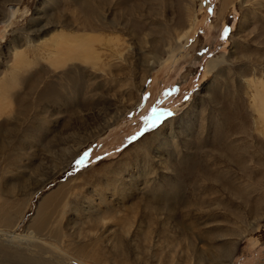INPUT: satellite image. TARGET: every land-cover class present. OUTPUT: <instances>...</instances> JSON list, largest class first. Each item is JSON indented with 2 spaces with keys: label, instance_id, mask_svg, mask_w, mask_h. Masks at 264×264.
I'll return each instance as SVG.
<instances>
[{
  "label": "rangeland",
  "instance_id": "rangeland-1",
  "mask_svg": "<svg viewBox=\"0 0 264 264\" xmlns=\"http://www.w3.org/2000/svg\"><path fill=\"white\" fill-rule=\"evenodd\" d=\"M222 1L203 0L201 6L198 2L190 39H182V51L171 58L165 56L159 65L156 62L164 57L166 34L176 33L169 25L186 12L184 0H170V21L159 24L161 11L155 0H139L147 9V32L153 33L155 40L131 32L136 30L140 19L136 12L141 9L133 7L129 13L120 8L108 10L107 17L114 24L127 25L125 34L118 36L131 50L129 62L110 69L112 74L98 71L101 75L97 78L91 67H81L61 81L49 79L51 75L41 73L35 64L27 66V73H22L27 83L12 91L22 94L21 100L11 101L15 109L19 107L21 117L14 116L0 136V195L4 193L0 203L6 200L3 208L11 209L23 200L28 210L16 229H0V264H13L6 254H31L26 245L19 251L20 242L32 240L27 237L28 228L40 202L67 182L77 180L82 187L73 191L77 195L71 202L74 210L64 222L66 244L87 239L91 223L83 217L84 209L98 204L101 211L104 206L100 201L105 197L121 210L119 229H114L119 239L125 237L123 228L133 226V244L119 246L123 258L132 256V264L211 262L224 245L233 252L229 264H264V125L255 110L257 101L250 98L254 87L249 85L256 70L264 72V12L263 18L256 16L241 28L245 6L235 2L220 17ZM57 10H66L70 16L74 3L0 0V85L12 76L16 51L31 53L34 58L42 52H35L34 45L41 46L43 40L65 30L55 26L63 21ZM102 10L94 17L97 23L102 21ZM149 22L158 24V30ZM228 26L230 31L224 39ZM246 35L249 41H243ZM102 36L110 35L102 32ZM218 57L224 60L221 74V69L208 74V63ZM150 61L155 63V71L143 82V65ZM0 100L4 107L9 105V100ZM130 108L119 123L95 137L111 116ZM169 112L174 115L169 117ZM10 114L4 113L2 120L9 119ZM154 120L157 126L149 127ZM80 146L67 170L55 177L62 162ZM228 146L236 154L253 158L249 170L235 164ZM194 165L199 173L201 168L212 173L209 183L191 180L189 169ZM239 188L244 198L238 197ZM136 204L139 206L133 213L131 208ZM189 239L201 247L202 259L192 256ZM211 241L214 246L208 251L206 243ZM100 245L111 259L102 264L120 263L116 252L110 253L115 249L109 242ZM65 249L72 252L70 260L77 259L73 246Z\"/></svg>",
  "mask_w": 264,
  "mask_h": 264
},
{
  "label": "bare ground",
  "instance_id": "bare-ground-1",
  "mask_svg": "<svg viewBox=\"0 0 264 264\" xmlns=\"http://www.w3.org/2000/svg\"><path fill=\"white\" fill-rule=\"evenodd\" d=\"M93 1L94 0H72V2L74 3V11H73V13L71 12L72 15H70V16L66 14L67 13L66 10H65V12L60 11V10L56 11V13H57L56 15L58 16V18H59V16L62 17L63 21H61L60 24L57 23L55 26L63 27L62 29H65L67 32H65V30L63 31L61 29H60L61 30L60 32L55 33L53 31L55 34L50 36V38H48L47 40H43V43L41 44V46L34 45L33 46L34 48H33L32 46L28 45L29 48L36 49V50H34L35 52L37 50L40 51V49H41L42 52L40 55L38 54V56H36L35 54L34 55L32 54L34 56V58H33L31 56V53H28V52L19 53L16 51L15 57H14L16 61L14 62L13 66H12V76L10 77V79L3 80L1 82L2 84L0 85V87L2 89V91H0V99H3V100L7 99L10 101L9 105H8L9 107L8 106L4 107L5 104L2 105L3 102H1L2 100H0V136L3 133V128L5 127V125L12 123L11 121H12V119H14V116L16 119L21 117L20 116L21 113L19 112V107L17 109H15L14 106H12L13 103L11 101L21 100L22 94H19V95H17V93L13 94L12 91L19 84L22 85V84L27 83V81H28L26 78L27 76H23V74H22L23 72L27 73V70H28V69L26 70L27 66L30 67L32 64H35V66H36L35 68L40 70L41 73H44L45 75H51V77H49V79L51 78V80H61L62 81V79H64L75 68L81 69V67H85V68L91 67L92 70L95 71V73L93 71L95 76L97 78H100L99 77L100 73H98V71L110 72V74H112L111 73L112 68L117 67V66L120 67V65H122L124 63V61H125V63L129 62V59L127 56L131 53V50H129L130 48L128 46L127 47L125 46L126 43L125 42L123 43L122 38L118 36L120 33H124V30L127 29V25H122V22L119 24H116L117 23L116 22L114 24V21L111 20L110 16L107 17L108 10L114 11V10H118L120 8L121 10H125L126 12H128V10L133 9V7H136V10L141 9V11L136 12V13H138L137 16L140 17L138 25L135 26L136 30H131V32H135L134 34H136V36H141V37L142 36L143 37L144 36L145 37H147V36L152 37L153 36V35H151L153 33L150 34L147 32L148 29H147L146 24H145V21L148 20L146 15H144V13L146 12L147 9H146V7H142L140 5L139 0H101V1H97L96 4H95V1H94V3H93ZM202 1L203 0H184L185 4L183 7L186 10V12H184V14H182V16H181L182 18H178L177 22L172 21V23H171L172 26L169 25L170 23L168 24L169 27H172V30L175 31L176 33L166 34V36L168 35V39L164 42V46H163L164 57H159V59L156 62L157 65H159L162 61H164V59L166 57L171 58V57L177 55L178 53H180L182 51V49L184 47H183V43L181 41H182V39H184L185 41L190 39V36H191L190 34L194 30L195 25H196V21H197V9H198L197 4L199 2L200 6H201ZM16 2L20 3V2H22V0H16ZM140 2H142V1H140ZM155 2H156L157 8H159V10L161 11L160 17L157 18V19H159L158 24L161 22H164V21L165 22L166 21L168 22V20L170 21V16L172 14L170 7L168 5L169 4L168 2H170V0H155ZM235 2H238L242 6L243 5L245 6V8H244L245 17H243L244 19H243V22L241 24V28H245L248 21L255 20L256 16L258 18H263L261 12H264V0H223L222 5H221L220 14H219L220 17L224 16L225 12ZM105 5H107L108 8L105 9V7H104ZM101 6L104 7L103 10H102ZM181 8H182V5H181ZM59 9H62V8H59ZM99 9L102 10V12H101L102 13V16H101L102 21L100 20L101 22L97 23L98 21L96 22L94 17H95V15L98 14L97 12L101 11ZM125 11H123V12L126 13ZM131 12H132V10H131ZM136 13H134V15ZM179 15H180V13H179ZM125 16H126V14H125ZM128 18H129V16H128ZM130 20H131V18H130ZM173 20H175V19L173 18ZM131 22H132V20H131ZM134 23H135V21H134ZM74 24L77 25V27H75ZM149 24L155 25L154 27H156L155 29H157L158 24H156L155 22H153V23L149 22ZM163 24H162V28H164ZM120 28H122V30H120ZM73 31H77V32H75L77 34L73 35L72 34ZM160 31H159V33H161ZM168 31H169V29H168ZM102 32H108L110 36L108 38L104 37V36H102ZM247 37L248 36L246 35V37L243 38V41L244 40L249 41V38H247ZM152 39L155 40V38H153V37H152ZM29 48H28V50H29ZM165 48H168V49H165ZM119 61H120V63H119ZM223 61L224 60L219 58V57L210 60V62L208 63V66H207V73L208 74L216 73L219 69H221V65H223ZM154 65H155V63H151V61L148 62L147 65H143V68H144V81L143 82H145L147 80V78L150 77L152 72L155 71ZM221 72H222V69L218 71V74H221ZM262 72L263 71L261 69L256 70L255 73L253 74L252 80H250L252 82L249 85H250V87H254L253 88L254 91L251 93L250 98H252L254 101H257L256 105H255V107H256L255 110L260 113V115L262 117L263 125H264V72H263V74H262ZM20 74H22V75H20ZM94 79H96V78H94ZM98 80H96V81H98ZM44 86H45V84H44ZM5 87H9V88L5 89ZM11 87H13V89ZM12 98H13V100H12ZM135 106H137V105H135ZM131 109L132 108L127 109L126 113L125 112H121V113L117 112L113 116H111V118L109 117L110 120L105 124V126L102 130H98L95 137L101 135L104 131L109 129V127H112V126L116 125L117 123H119L123 119V117L127 113L130 112ZM21 111H22V109H21ZM25 111H27V110L25 109ZM6 112L7 113L10 112L11 117H9V119H6V121H5V120H2L1 116L4 113L6 114ZM258 112H256V113H258ZM8 116H9V114H8ZM259 123H260V121H259ZM171 129H173V128H171ZM259 131H260V129H259ZM80 148H81V146L79 148H77L76 151H73L71 153V155L69 157H67L62 162V165H63L62 168L61 169L58 168L59 171L56 170L57 172L54 173V176L56 174H57L56 176H58L59 174H61L62 172L67 170V168L71 165L73 158H75L78 155ZM227 152L233 157V161L235 162L236 165H238L239 167H243L246 170H249L250 163H252L253 158H250L247 154L246 155L241 154V153L236 154L235 153L236 151L233 149V147H230V146L227 147ZM214 153H217V152H214ZM227 158H229L228 160L231 159V157H227ZM260 165H262V164H260ZM59 167H61V166H59ZM195 169H196L195 165L189 169V175H190L191 180L194 183L198 180H203L204 183H209V181L212 177V173L209 172L207 174V171L204 169L202 170V168H201V171L199 173L196 171L197 169L196 170ZM81 187L82 186H81L80 182H78V180L72 181V182H67L62 187H60L59 189L54 191L51 195L43 198V200L40 202V204L36 210V214L33 217L31 224L28 228L29 233H28L27 237H31L32 240L25 239V241H26L25 244L23 242H20L21 248H19V249H21V250L18 249L19 251H22L23 245H26L25 250H27L28 252L30 251L31 254L29 256L20 255V257L13 255V254H6V255H4L6 257V259H8L9 261H12L13 264H25L27 262H34L35 264H67V263H70V264H87V263L102 264V261L104 263H106V261L111 260L110 258H108V256H107L108 254H106V252H102V249H104V247H102L100 245L101 243L103 244L106 241V242H109V244H111L110 246L113 249H115L114 251L112 250V252H110V253L112 255H115V252H116L115 257L118 261H120V263L132 264L131 263L132 262V256H129V254H128L126 256L124 255L126 258H123V256H122L123 254L122 255L120 254L121 252L119 250V246L122 245L124 242L128 243V244L132 243L131 238H132L133 226L130 225L128 228L127 227L123 228L122 235H125V237H124V239L123 238L119 239V235H118L117 231L114 232V229H116V228L119 229V225H120V220H119L120 218L119 217L120 216H118V215H120L121 210H120V208L113 207V203H116V202H111L110 200H107L105 197H103L100 201L102 203V205L104 206L101 211L98 209V207H99L98 204H97L98 207L94 204L93 206L90 207L89 210L84 209L85 213L83 214V217L85 219L86 218L90 219V223H91L90 228L88 230V234H90V235L87 237V239H85L83 242H81V240H79V241H77V243L74 242V244L68 240L70 243H68L69 245L66 244L67 237H65L66 234H64V228H65L64 222L66 223L65 219L68 216V213L70 211L74 210V207H71V202H73V200L76 199L77 195L74 194L73 191H77ZM234 187L237 188L235 185H234ZM237 193H238V197L245 196V193L242 189L237 191ZM2 196H4L3 192H1L0 200H4ZM30 199H32V198H30ZM246 199H248V198H246ZM175 204L177 205V204H179V202H177ZM4 205H6V200L3 203H0V229L9 228L12 231V230L17 228L19 223L23 220V217L26 215V212L28 210L27 202L21 200V202H18L11 209L3 208ZM78 205H79V203H78ZM161 205H162V203H161ZM137 206H139V205L136 204L131 208L133 213L138 208ZM149 207H151L152 209H154L156 211L160 210V208H157V207H152V206H149ZM231 213H233V211ZM234 216H236V214H234ZM112 223H113V225H112ZM80 224L84 225L85 222H80ZM82 230H84V229L82 228ZM1 232L2 231H0V234H1ZM245 232H247V231H245ZM69 239H71V238H69ZM190 240L191 239H189V246L191 245V247H192V248H190V250L192 252V256L196 257V259L199 260L201 258L199 256L202 253V249H201V247H199V244L197 245L194 243V240H191V241ZM200 242L203 243L204 241L200 240ZM231 242H230V244H231ZM206 244H207V248L210 249L208 251H212L211 249L214 246L213 241L208 242ZM235 245H238V244H235ZM66 246L67 247L73 246V248L75 249L74 256L78 260L77 259H75V260L69 259L70 257H72V256L69 257V254H71L72 252L70 253V252L66 251V249H65ZM89 247H91V248H89ZM68 249H70V248H68ZM106 250H107V248H106ZM3 254H4V252H3ZM219 254L220 255L217 257L214 256V258H217V259H213L211 262H208V261L205 262L204 260H199L196 262H197V264H229L230 263L233 252H232L231 248H229V246L224 245L223 249L219 252ZM211 256H212V254H211ZM14 257L17 259L19 257L20 260L15 261ZM30 257H32V258H30ZM66 260H68V261L66 262ZM173 260H174V258L172 259V261ZM3 262H5V261H3ZM6 262H8V261H6ZM120 263H118V264H120ZM135 263L137 264V261H135ZM111 264H112V262H111Z\"/></svg>",
  "mask_w": 264,
  "mask_h": 264
},
{
  "label": "snow or ice",
  "instance_id": "snow-or-ice-1",
  "mask_svg": "<svg viewBox=\"0 0 264 264\" xmlns=\"http://www.w3.org/2000/svg\"><path fill=\"white\" fill-rule=\"evenodd\" d=\"M210 12H211V9H210ZM229 31H230V26H228L227 28H225V35L223 37L224 39H227V34H228ZM185 99H187V97ZM167 115L169 117H171L174 114L171 113V112H169V113H167ZM156 126H157V120H154V121H152V122L149 123V127H151V128H155ZM85 155L87 156V153H85Z\"/></svg>",
  "mask_w": 264,
  "mask_h": 264
}]
</instances>
